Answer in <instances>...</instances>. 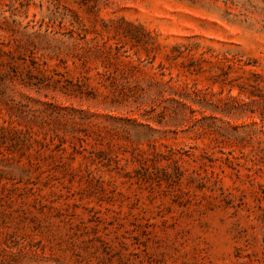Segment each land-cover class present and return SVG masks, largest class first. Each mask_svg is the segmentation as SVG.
Instances as JSON below:
<instances>
[{"label":"rangeland","instance_id":"1","mask_svg":"<svg viewBox=\"0 0 264 264\" xmlns=\"http://www.w3.org/2000/svg\"><path fill=\"white\" fill-rule=\"evenodd\" d=\"M0 264H264V0H0Z\"/></svg>","mask_w":264,"mask_h":264}]
</instances>
